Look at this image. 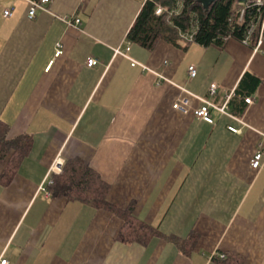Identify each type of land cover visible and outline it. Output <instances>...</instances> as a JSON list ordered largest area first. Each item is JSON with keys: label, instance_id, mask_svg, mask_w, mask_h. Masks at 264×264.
Here are the masks:
<instances>
[{"label": "crops", "instance_id": "0c3cea01", "mask_svg": "<svg viewBox=\"0 0 264 264\" xmlns=\"http://www.w3.org/2000/svg\"><path fill=\"white\" fill-rule=\"evenodd\" d=\"M145 1L51 0L31 19L28 0H0V121L9 138L32 137L13 181L0 183V257L10 264H223L230 255L264 264V156L261 169L251 166L264 149V33L258 47L160 40L153 49L132 42L121 55ZM156 72L204 97L215 83L217 105L233 92L230 113L214 109L213 123L183 116L173 109L179 87ZM59 159L83 160L110 184L111 204L132 206L159 233L121 241L119 215L53 196L47 182ZM192 233V248L171 239Z\"/></svg>", "mask_w": 264, "mask_h": 264}, {"label": "trees", "instance_id": "16d2710c", "mask_svg": "<svg viewBox=\"0 0 264 264\" xmlns=\"http://www.w3.org/2000/svg\"><path fill=\"white\" fill-rule=\"evenodd\" d=\"M179 0H146L130 28L127 38L148 49H153L160 40L186 48L196 42L201 45H223L229 38L244 41L252 26L248 43L256 46L261 32L264 33V1L247 0H214L207 7L202 0H182L183 8L178 14H170ZM158 6L164 7L162 14L157 15ZM242 10H244L242 15ZM242 15V17H241ZM196 26L193 41L185 40L182 34L189 33ZM250 75V73H247ZM257 83L258 78L251 76ZM9 126L0 121V163L5 166L0 174V183L9 185L16 175L18 165L32 147V137L21 134L8 137ZM53 196L66 197L103 208L119 215L124 220L118 239L124 242L147 243L159 233L152 225L138 219L133 214V207L121 209L107 200L110 184L100 174L81 159L68 160L62 171L53 176V183L48 187ZM192 233L187 240L181 241L172 237L180 246H192L196 242ZM184 243V244H183ZM223 264H242L239 255H230L220 259Z\"/></svg>", "mask_w": 264, "mask_h": 264}, {"label": "built area", "instance_id": "2783aa9c", "mask_svg": "<svg viewBox=\"0 0 264 264\" xmlns=\"http://www.w3.org/2000/svg\"><path fill=\"white\" fill-rule=\"evenodd\" d=\"M29 1V11H28V16L29 18L33 19L36 17L37 15V11L38 10H47V4L51 1V0H28ZM258 3H262L264 0H256ZM183 8V1L179 0L177 2V5L174 7V9H172L170 14H178L180 13V11ZM164 11V7L162 6H158L156 9V14L160 15L162 14ZM244 10H242V15H243ZM12 14V11L10 8H7L4 11V15L6 17L10 16ZM241 15V17H242ZM61 19L66 22L68 25H74V26H78L81 24V20L73 15H64L61 17ZM254 30V26H252L247 34V38L244 39L245 43H248L249 41V37L252 33V31ZM196 32V26L193 27L192 31H190L189 33H184L182 34V37L185 40L188 41H193V36L194 33ZM262 36H263V32H261L259 40L256 44V47H258L261 43L262 40ZM126 48L123 50L121 49H117L116 52L127 56V51L130 49V45H131V41L127 40L126 42ZM64 53L63 48L61 47V45L59 44L56 47V52H55V58L53 59L52 63L54 61H57L58 57H60L62 54ZM131 63L132 65H142L145 69H147L148 67L141 64L139 61L135 60V59H131ZM98 63V60L95 57H90L87 61V65L92 67L95 66ZM165 65H169L168 61L164 62ZM51 66V65H50ZM157 76L159 77V82H167V83H171L174 85H177L180 89V95L176 98V100L173 103V109L175 111H177L178 113L182 114L183 116L189 115V114H193L195 117L203 119L209 123H213L214 122V116H213V110H218L219 112L223 113V114H229L230 110H229V102L231 100V97L233 96V92L228 93L227 97H226V101L223 105H217L215 103H213L211 101V99L209 98V96H213L217 93V89L218 86L215 83H212L208 89V96L204 97L202 95H199L191 90H189L186 86L184 85H180L175 83L173 80H171L170 78L166 77L163 73L161 72H156ZM197 74V67L195 65H190L188 67V78H192ZM245 102L248 104H252L254 103V97L252 96H248L245 97ZM197 103V104H195ZM229 130H231L232 132L235 133H239L241 132L240 128H237L233 125H229L228 126ZM264 156V149H263V145L260 144L259 148L255 151L254 156L251 160V166L252 168H254L255 170H259L262 168L263 163H262V159ZM64 165V160L63 159H59L57 160L54 165L52 166V169L49 173L48 176V185H51L53 183V175L60 173L62 171V167ZM41 189H43L44 191H46V193L48 195H50V192L46 189V187H41ZM222 257H225L224 255H222ZM0 264H10L9 263V259L5 256L2 255L0 257Z\"/></svg>", "mask_w": 264, "mask_h": 264}, {"label": "water", "instance_id": "95a60500", "mask_svg": "<svg viewBox=\"0 0 264 264\" xmlns=\"http://www.w3.org/2000/svg\"><path fill=\"white\" fill-rule=\"evenodd\" d=\"M214 0H202L204 6H208L211 4ZM247 0H239L240 4H245Z\"/></svg>", "mask_w": 264, "mask_h": 264}]
</instances>
